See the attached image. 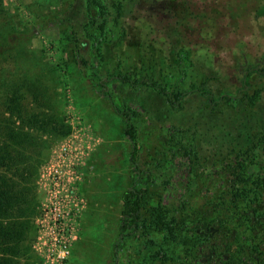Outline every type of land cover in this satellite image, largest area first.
I'll return each instance as SVG.
<instances>
[{
  "label": "trees",
  "instance_id": "1",
  "mask_svg": "<svg viewBox=\"0 0 264 264\" xmlns=\"http://www.w3.org/2000/svg\"><path fill=\"white\" fill-rule=\"evenodd\" d=\"M241 1L210 0L207 10L195 0H61L48 17L68 30L75 60L121 117L130 144L134 178L121 196L113 264L125 242L153 250L146 264H174L180 253L184 264H264V169L251 182L242 168L264 148V0L231 14ZM5 14L0 0V22ZM31 36L7 27L0 56ZM36 82L11 84L0 96V264H36L30 233L41 156L49 140L69 132L60 118L29 109L48 106ZM153 96L174 113L194 103L213 121L207 132L196 124L173 128L170 146L192 169L222 166L227 177L217 196L193 197L188 178L163 203L170 179L157 183L155 164H140L139 154L137 121ZM156 183L159 202L150 208Z\"/></svg>",
  "mask_w": 264,
  "mask_h": 264
},
{
  "label": "rangeland",
  "instance_id": "2",
  "mask_svg": "<svg viewBox=\"0 0 264 264\" xmlns=\"http://www.w3.org/2000/svg\"><path fill=\"white\" fill-rule=\"evenodd\" d=\"M60 1L4 0L6 16L4 22H0V40L7 27H13L16 31L31 32L32 36L26 42L15 46L9 53L0 56V96L6 86L11 84L38 81L36 83L46 88L45 100L48 106H42L41 102L38 107L27 104L30 110L51 113L55 118L63 120L69 128L67 135L71 132V125L78 123L89 126L99 138V144L84 169L82 192L87 200V207L82 213L81 233L73 245L68 264H113L112 245L118 234L122 210L121 196L134 178L128 162L130 144L124 135L121 117L101 96L90 81L89 75L75 60L68 30L48 22L49 15L58 9ZM195 1L199 7L208 10L210 0ZM246 1L259 2L242 0L238 9L231 14H242ZM217 12L216 10L215 14H218ZM28 99L31 100L30 97ZM144 99L145 108L141 110L144 115L137 121L140 164H155L152 178L157 183L169 177L170 184L167 185V192L163 193V203L166 204L167 199L173 200L175 191L182 192L180 190L186 185L188 178H193L190 193L193 197L203 199L217 196L222 191L223 182L227 177L222 166L215 162L206 167L192 169L187 160L170 146L173 128L196 124L197 127L204 128L201 131L207 132V127L213 124V121H210L207 114L194 103H189L183 111L174 113L161 97ZM67 135L48 141V148L41 156V163ZM244 162V176L251 177V182L255 181L259 170L264 169V148ZM159 189L161 190L158 184L152 188L154 194L149 200L150 208L156 207L159 202L156 195ZM261 224L264 226V221H261ZM34 235L35 231L32 229L30 237ZM247 236L254 241L261 237L251 230L247 231ZM156 237L159 238L158 235ZM242 241L244 237L232 251H235ZM153 255L152 249L144 251L136 242H125L119 254L118 264H146ZM184 255L180 253L182 260H175L174 264H184ZM154 264L160 263L155 261Z\"/></svg>",
  "mask_w": 264,
  "mask_h": 264
},
{
  "label": "built area",
  "instance_id": "3",
  "mask_svg": "<svg viewBox=\"0 0 264 264\" xmlns=\"http://www.w3.org/2000/svg\"><path fill=\"white\" fill-rule=\"evenodd\" d=\"M98 144L89 126L74 123L70 134L41 163L37 178L40 207L33 219L31 244L36 264H68L87 207L82 192L84 169Z\"/></svg>",
  "mask_w": 264,
  "mask_h": 264
}]
</instances>
